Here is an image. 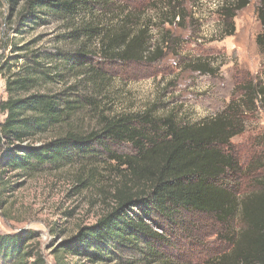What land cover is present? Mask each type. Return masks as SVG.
Masks as SVG:
<instances>
[{
	"label": "rangeland",
	"instance_id": "rangeland-1",
	"mask_svg": "<svg viewBox=\"0 0 264 264\" xmlns=\"http://www.w3.org/2000/svg\"><path fill=\"white\" fill-rule=\"evenodd\" d=\"M113 1L117 8L132 7L139 25L148 26L147 54L157 56L156 60L110 61L98 51V41H87V45L73 41L67 37L71 30L66 29V22L43 12L19 26V13L2 0L0 103L8 97L7 77L36 57L51 77L39 80L35 90L70 89L76 95L97 97L99 108L87 112L91 118L83 123L85 131L97 127L99 113L112 117L150 112L155 118L172 116L180 124H196L240 99L239 85L248 77L263 79L264 54L256 40L263 29L257 13L259 0L238 12L233 34L222 15L226 0ZM173 5L186 14L169 22L165 13L171 14ZM118 13L97 12L112 24L119 20ZM81 44L86 50L78 54ZM78 59L86 60L84 68ZM91 65L104 71L103 88L93 89L79 74ZM4 118L0 112V123ZM243 119L244 131L231 139L242 171L230 175L229 181L240 192L249 193L255 188L254 176L264 174V110L257 109ZM115 154H135L134 147L129 142L105 143L92 159L45 166L24 175L6 174L5 184H0V231L34 233L48 264H96L65 252L61 244L80 226L95 223L113 203L115 189L127 174V166L115 160ZM248 168L254 174H244ZM147 221L165 236L164 244L153 242L166 258L164 264H217L231 249L227 228L210 214L189 212L174 223ZM232 224L239 226L238 219ZM111 251L107 260L97 264H162V260L154 261L147 246L141 250L112 247Z\"/></svg>",
	"mask_w": 264,
	"mask_h": 264
},
{
	"label": "trees",
	"instance_id": "trees-1",
	"mask_svg": "<svg viewBox=\"0 0 264 264\" xmlns=\"http://www.w3.org/2000/svg\"><path fill=\"white\" fill-rule=\"evenodd\" d=\"M4 1L19 13V26L43 12L66 22V29L71 30L67 37L73 41L85 45L98 41V51L110 61L158 58L147 54L148 26L139 25V15L130 6L117 8L113 0ZM251 1L226 0L222 5L229 34L235 31L234 18ZM171 8V14L165 13L166 21L186 14L176 11L175 5ZM114 11H119V20L113 24L97 14ZM257 13L263 29L256 40L264 54V0H259ZM79 50L78 54L85 53L83 44ZM36 58L7 77L8 97L0 103L5 115L0 123V184H5L6 174L12 171L24 175L45 166L95 158L105 143L129 142L135 151L113 156L127 166L125 182L117 185L106 213L95 223L80 226L62 242V250L97 264L109 258L112 247L141 250L147 246L154 261L164 264L166 258L153 242L164 244L165 236L147 220L174 223L186 213L200 212L212 215L229 232L231 249L217 264H264V174L254 176L255 188L249 193L240 192L229 181L230 175L242 171L231 139L244 131V115L264 110V66L262 80L248 77L239 85L240 99L231 100L224 111L199 123L183 125L172 116L155 118L150 112L112 117L99 113L97 127L85 131L83 123L91 118L87 112L99 108L97 97L76 95L70 89L35 90L39 80L51 77ZM77 62L83 68L87 64L85 59ZM87 70L79 74L93 89L103 88L104 71L93 65ZM245 172L250 176L255 171L248 168ZM234 219L239 226L232 224ZM0 264L48 263L34 233L0 231Z\"/></svg>",
	"mask_w": 264,
	"mask_h": 264
}]
</instances>
